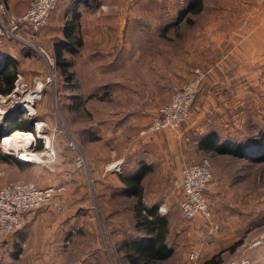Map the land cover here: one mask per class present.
<instances>
[{
  "label": "rangeland",
  "instance_id": "obj_1",
  "mask_svg": "<svg viewBox=\"0 0 264 264\" xmlns=\"http://www.w3.org/2000/svg\"><path fill=\"white\" fill-rule=\"evenodd\" d=\"M84 1L59 0L46 27L35 37L26 36L29 45L23 46L13 41L7 45L15 50L14 57L19 60V73L14 91L7 96L0 95V126L5 117H15L19 112L24 118L33 120L39 135L37 137V133L33 132L34 137L32 134L30 138L23 140H3L15 132L28 134L26 130L19 129L12 130L10 135L1 138L0 187L10 182H31L41 188H66L58 194L62 210H36L30 214L22 229L0 236V264H129L124 253L117 250L122 241L132 235L134 215L130 205L134 201L121 197L118 192L110 191V188L117 182L116 175L118 177L126 172L123 167L115 172L114 165L118 162L119 155L125 154L133 131L124 122L117 125L128 115L117 111L119 103L124 100H120L119 92L108 87L97 93L95 84L104 83L103 77L108 78L109 70L107 69L106 76L98 74L96 77L92 55L94 41L99 28L105 29L104 26L113 23L122 25L126 19V11L135 13L131 25H141V22L155 24L158 20L173 24L177 22L178 11H184L195 0H94L88 11L84 9ZM209 1V7L221 8L222 0ZM246 3L235 1L232 7L245 10ZM76 15L80 16L76 32L82 38L83 45L76 47L74 54L68 51L64 53L67 60L72 62L70 72L74 73V81L67 83L58 68L55 46L64 39L65 23ZM189 18L193 20L192 24L183 22L177 26L178 31L174 28L167 31L172 40L168 36L164 38L172 47H180L183 52L189 51V48L176 36L182 37V41L185 36L188 38L189 26L193 27L195 24V17ZM202 19L203 16H198V20ZM261 51L246 50V54L241 55L242 61H246L242 65L237 63L236 58L228 57L227 50L207 47L206 52L201 54L199 51L197 67L181 85L188 83L197 69L204 74L199 96L187 122L199 123L203 131H197L194 133L196 135L191 134L185 140L194 145L189 154L192 160L187 163H197L208 158L212 165L214 181L208 188L207 198L219 229L212 230L202 220L203 222H199L203 228L202 233L193 237L195 241L200 236H206L207 239L210 236L219 237L220 245L215 250H224L243 240L261 236L264 238V152L257 153L252 158L211 155L200 152L195 147L211 131H216L225 143H246V138H257L261 134L260 137L264 139V49ZM4 52L0 51V54ZM42 52L55 62L53 67L47 65ZM207 66H214L212 70L214 69L216 77L210 74L211 68L208 70ZM137 68L138 66L135 67ZM231 68L237 69L232 73L238 75L231 74L227 79L226 75H230L228 70ZM207 89L219 94L213 95L209 101L210 107L203 114V103L207 101L204 99V91ZM72 91H80L82 95L79 100L82 101L80 109L71 105L75 102L70 98ZM220 95H223L222 98ZM168 102L156 106L150 112L129 115L135 122L142 123L138 133L147 128L156 110ZM99 124L102 128H99ZM199 132L201 133L198 134ZM48 137L55 157L46 154L39 162H23V167L4 158L9 155L16 158V153L23 149L34 153L45 152L44 148H36L39 143L45 147ZM69 137L83 149L88 161L87 169L77 168V154L68 145ZM57 149L64 162L60 165L63 168L60 175L57 173L56 178H53L46 166L56 161ZM158 172L162 173L152 172L144 180V194L158 206L166 204L169 210L165 215L171 222L168 243L171 246L176 243L178 248H175L174 257L165 264H202L210 257L208 251L203 249L198 258L191 260L189 255L192 248L185 246L187 239L177 243L181 240L177 230L184 231L188 225V221L178 212L180 195L172 186L179 176L170 171L158 176ZM120 182L119 180L118 183ZM63 194H67V199H63ZM246 254L255 264H264V239L261 247ZM231 257L224 255L222 264Z\"/></svg>",
  "mask_w": 264,
  "mask_h": 264
},
{
  "label": "crops",
  "instance_id": "obj_2",
  "mask_svg": "<svg viewBox=\"0 0 264 264\" xmlns=\"http://www.w3.org/2000/svg\"><path fill=\"white\" fill-rule=\"evenodd\" d=\"M3 1L6 3L10 14L21 15L27 11L32 0ZM208 1L204 0V10L194 16L195 24H193V27L189 26L188 38L185 36L184 41H182V37L176 36L187 49L189 48V51L183 52L180 47H172L170 42L164 40L168 36L167 31L170 28L178 31L177 22L166 24L165 20H158L155 24L150 22L143 24L141 22V25H131L132 18L135 15L131 10L124 12L126 19H124L122 25L113 23L104 26L106 27L105 29L102 27L97 31L99 34L95 38L94 52L92 54L95 66L94 72L97 75L96 77H98V74L106 76V71L107 69L109 70L108 78L103 77L104 83L95 84L98 89L97 93H99V90H106L108 87L119 92L120 100H124L119 103L117 111L128 115L125 116V120H120L117 125H121L124 122L133 131L129 136L130 139H128L125 154L118 157L121 167L126 169L125 173L138 170L140 165L144 163L152 166V172L162 171V173H157L158 176H163L168 171L180 176L183 168L189 164L187 161L192 160L189 154L194 145L190 141L186 142L185 137H190L191 134L197 131L202 132L203 130L200 129L199 123H193V121L187 123V121L178 130L167 129L155 134L141 135L142 131L138 133V128L142 123L135 122L129 115L150 112L156 106L168 102L172 96L173 89L185 83L194 68L197 67L199 51L202 54L207 51V47L219 50L225 49L228 57L236 58L238 64L245 65L246 61H242L241 55H245L246 50L261 51L264 49L263 0H222L221 8L209 7L210 1ZM235 1L247 2L244 5L246 7L244 8L245 10L232 7ZM255 1L257 2L255 3L256 5L254 4ZM259 1L260 4L258 3ZM84 9L88 11L87 8ZM179 12L182 11L179 10ZM198 16H203L204 19L198 20ZM175 21H177V18ZM4 50L13 56L16 55L12 47H6ZM260 57L261 53H259L258 58ZM136 66H138L137 69H135ZM210 68L211 70H209ZM212 68L214 66L207 69L210 74L212 73V76L216 77ZM236 70L232 68L228 70L230 75L225 74L226 78L231 77V74H234L232 72H236ZM101 75L99 76L100 80L102 79ZM234 75L238 74L235 73ZM72 93L70 98L73 101H76V96H82L80 91H72ZM204 93V99H207V101L203 103V114L210 107L209 101H211L213 95L218 96L219 92L207 89ZM222 96L220 95L219 97L222 98ZM72 104L74 103L72 102ZM196 119L198 121V118ZM99 128H102L101 124H99ZM195 147L197 148V146ZM62 161L64 162V158L58 151L56 161L46 166L49 174L54 176L53 178H56L57 173L60 175L62 172L63 168L60 166ZM107 171L109 172V170ZM116 179L117 182L112 184L110 191H117L124 187L123 183H118L119 178L117 175ZM145 192L146 189L144 190ZM63 199H67V194H63ZM144 201L149 207L154 205L152 200L150 201V199L146 198L145 194ZM199 222H203L202 219L188 221L184 231L177 230L178 237L181 240L176 242L180 244L184 239H187V245L185 246L192 248L189 259L192 254H196L198 258L199 252L203 251V249L210 254V257L203 262L210 260L221 252H223L222 258L224 255H228L230 258L233 253L227 250L229 247H225L224 250H215L220 245L219 237L210 236L207 239L206 236H200V239L195 241L193 236L195 234L200 235L203 231ZM173 247L176 250L178 248L176 243ZM253 263L255 264V262Z\"/></svg>",
  "mask_w": 264,
  "mask_h": 264
},
{
  "label": "built area",
  "instance_id": "obj_3",
  "mask_svg": "<svg viewBox=\"0 0 264 264\" xmlns=\"http://www.w3.org/2000/svg\"><path fill=\"white\" fill-rule=\"evenodd\" d=\"M59 0H32L27 11L21 15L10 14L6 3L0 0V42H19L29 45L26 38L35 37L46 27ZM264 3V0H263ZM43 53V52H42ZM45 62L51 68L55 65L48 55L43 53ZM204 74L195 70L193 78L183 86L173 89L170 101L158 108L147 128L141 135L155 134L167 129L178 130L190 117L192 106L200 92ZM37 129L33 131L36 132ZM33 132H31L33 134ZM34 137V134H33ZM36 139L34 138V142ZM45 152L34 153L25 149L16 153V159L30 163L41 161L44 155L55 157L50 138L46 140ZM69 147L77 154V168H88V161L83 149L76 141L69 137ZM38 158V159H37ZM115 171L121 170V162L114 165ZM214 181L211 162L208 158L197 163L187 164L182 174L173 181V189L180 195L178 211L186 221L202 219L209 224L212 230H218L214 212L206 197V191ZM65 186L41 188L31 182H10L0 187V236L13 234L22 229L28 222L32 212L40 209L62 210V203L58 194L65 190ZM161 215H167L169 210L166 204L158 206ZM263 236L255 239L243 240L235 249L231 259L223 264H253L246 252L263 245ZM192 254L190 259H196Z\"/></svg>",
  "mask_w": 264,
  "mask_h": 264
},
{
  "label": "trees",
  "instance_id": "obj_4",
  "mask_svg": "<svg viewBox=\"0 0 264 264\" xmlns=\"http://www.w3.org/2000/svg\"><path fill=\"white\" fill-rule=\"evenodd\" d=\"M92 2L94 0L91 2L90 0H85L84 8H90L93 5ZM204 7L203 0L191 2L184 11L179 12L176 25L179 27L183 22L192 24L193 20L189 17L200 14L204 10ZM79 17V15H76L71 21L65 23L63 27L64 39L55 46L58 68L67 79V83L74 81V73L70 72L72 62L67 60L64 53L68 51L74 54L76 53V49L83 45L82 38L76 32L79 26ZM18 44L23 45L19 42ZM6 47L7 43L0 42V51L6 52L4 50ZM5 52L0 54V95L7 96L14 91L15 81L19 73V60L12 54ZM198 96L199 94L196 99ZM75 100L78 103L74 102L72 105L80 109L82 101L79 102V100H81V96H76ZM70 107L72 108L71 105ZM19 129L30 131L28 133L33 132L35 130L33 120L24 118L23 114L19 112L15 117H5L0 126V140L3 136L10 135L9 133L12 130L17 131ZM260 136L257 138L254 136L249 139L246 138L248 140L246 143H225L221 141L216 131H211L198 142L197 149L200 152L211 155L250 156L253 158L255 154L264 152V139ZM43 148V145L39 143L36 149L42 150ZM4 158L8 162L17 164L19 167L25 166L22 164L23 162L17 160L14 156H4ZM152 169V166L142 163L138 170L119 174L118 178L124 184V187L119 191H114L118 192L121 197L134 201L130 205L134 215L132 235L124 239L117 250L124 253V257L129 264H165L174 257L176 252L174 247L168 243L170 232L169 218L159 214L157 204L149 207L144 201V180L152 173ZM207 192L208 190L206 191V197ZM210 207L212 209L211 204ZM239 244L240 242H235L227 250L234 253ZM222 253L216 254L202 264H222Z\"/></svg>",
  "mask_w": 264,
  "mask_h": 264
},
{
  "label": "bare ground",
  "instance_id": "obj_5",
  "mask_svg": "<svg viewBox=\"0 0 264 264\" xmlns=\"http://www.w3.org/2000/svg\"><path fill=\"white\" fill-rule=\"evenodd\" d=\"M28 102H30V101H28ZM27 105H28V103H27ZM28 106H26V108H27ZM38 127L40 128V124L38 125ZM29 134H31V135H29ZM30 136H32V133H21V132H15L13 135H10V136H8V137H6V138H4L3 140L5 141V142H7V141H10V140H23L24 138H30ZM22 159H24L25 161H27V162H30L31 161V159H28V158H22Z\"/></svg>",
  "mask_w": 264,
  "mask_h": 264
}]
</instances>
